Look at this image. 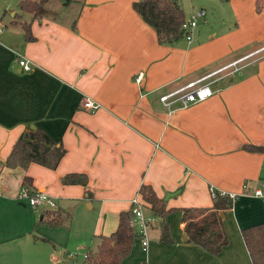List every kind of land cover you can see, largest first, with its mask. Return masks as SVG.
Listing matches in <instances>:
<instances>
[{"label":"crops","instance_id":"0c3cea01","mask_svg":"<svg viewBox=\"0 0 264 264\" xmlns=\"http://www.w3.org/2000/svg\"><path fill=\"white\" fill-rule=\"evenodd\" d=\"M19 1L4 8L14 11L6 21L0 18V264L46 262L37 249L45 256L48 248L38 244L55 249L49 230L63 229L72 241L75 233L85 255L98 236L115 230L140 185L160 199L174 194L163 219L170 243L158 242L157 221L147 248L135 238L120 264H251L240 231L264 223V203L251 196L264 181V0L222 2L218 9L234 11L237 21L227 32L208 29L204 16L189 41L168 45L158 44L134 12L137 0H71L54 9L59 18L45 11L36 19L15 12ZM17 56L29 71L16 65ZM235 61L230 81L232 68L219 70ZM206 75L212 95L205 101L187 108L159 103ZM85 100L98 108L83 109ZM34 129L60 141L56 168H5L18 136ZM68 174L84 175L86 185L63 186ZM23 177L30 178L26 189L52 198L54 208L17 200ZM210 190L233 197L231 208L218 212L227 243L217 255L186 242L178 211L210 207ZM46 210L69 220L50 228L41 223ZM61 257L76 264L69 252Z\"/></svg>","mask_w":264,"mask_h":264},{"label":"trees","instance_id":"16d2710c","mask_svg":"<svg viewBox=\"0 0 264 264\" xmlns=\"http://www.w3.org/2000/svg\"><path fill=\"white\" fill-rule=\"evenodd\" d=\"M50 0H20L17 8L20 13L29 14L36 19L45 14L44 5ZM65 5L69 0H55ZM226 2L228 0H217ZM132 9L140 17L142 22L153 30L156 41L160 45H168L183 38L180 25L185 19L177 0H137L132 4ZM16 18V16H14ZM24 33V39L29 40L28 26L20 23ZM256 148L249 147L248 150ZM64 155L60 141H52L40 129L30 130L18 136L10 148L3 163L8 169L26 168L29 164H35L48 170H54ZM30 178L23 177V187L30 186ZM63 186L86 185L84 175L68 174L60 179ZM138 200L143 207L158 219V242L170 243L168 230L163 222L167 214L171 212L166 208V202L157 198L151 188L140 185ZM232 200L227 196L215 193L208 208H182L180 221L182 231L188 244L200 247L210 255H217L227 243L222 222L218 216L219 211L231 208ZM130 208L120 212L117 217L115 230L106 236H98V242L87 249L86 258L81 264H120L128 256L135 233L130 225ZM69 220V215L59 211L46 210L42 214L41 223L55 228ZM242 242L246 248L251 264H264V223L249 226L240 231Z\"/></svg>","mask_w":264,"mask_h":264},{"label":"built area","instance_id":"2783aa9c","mask_svg":"<svg viewBox=\"0 0 264 264\" xmlns=\"http://www.w3.org/2000/svg\"><path fill=\"white\" fill-rule=\"evenodd\" d=\"M205 12L202 9H197L189 13L180 25V29L183 34V38L189 41L192 31L203 20ZM14 62L23 71L30 70V64L27 60L20 56L15 57ZM238 61L232 62L221 70L232 68L229 73L228 79L231 81L234 78V72L237 70L236 65ZM212 75H206L201 79L181 86L175 90L161 95L158 98L159 103L166 108H169L175 102L180 104V107L187 108L190 105L205 101L212 95V91L207 84L203 82ZM140 80V75L135 78V81ZM81 107L89 112H93L98 108V105L90 100H85L81 103ZM218 194V193H217ZM225 196L223 194H218ZM210 196L213 198L215 192L210 190ZM251 196L259 199L264 203V181H261L258 186L251 192ZM232 199V196H227ZM17 200H25L30 207H47L49 209L54 208L55 204L52 198L41 192H29L26 187H21L16 195ZM143 206L138 200V196H134L130 201V225L135 233V238L138 239L142 251L148 246V232L158 221L156 217L143 215ZM86 258V254L83 255V259Z\"/></svg>","mask_w":264,"mask_h":264},{"label":"rangeland","instance_id":"374dc122","mask_svg":"<svg viewBox=\"0 0 264 264\" xmlns=\"http://www.w3.org/2000/svg\"><path fill=\"white\" fill-rule=\"evenodd\" d=\"M16 0H0V18L3 21H6L9 16H11V14L14 12H10L9 14H7V12H5V14H3L4 8H6V6L8 4H12L14 3ZM199 1L201 0H177L180 8H182V12H185L186 14H188L189 12H193L197 9L203 8L205 9V19L206 22L208 23L207 28L208 29H213L216 30L218 32L224 30V32H227L228 29L232 28L234 24H236V18L234 16V11H229L228 8H225L226 10H219V8H222V6L220 5H224L222 2L217 1V0H210V3H213V5H209V3H204V5H202V3L200 4ZM71 2V0L68 1L67 4L63 5L61 4V2L59 1H55V0H50L48 1L45 5V11L50 12L54 17L59 18L60 12H56L54 11V9L56 8H60L59 4H61L63 7H69V3ZM210 6V8H208ZM228 7V6H225ZM12 8L16 9L15 4L12 6ZM224 9V8H223ZM18 14L22 15L23 17H27L28 14H23L20 13L19 10L17 9ZM71 16V14H68V16H66L67 18H69ZM62 18V17H60ZM61 20H64L63 18ZM67 20V19H66ZM64 20V21H66ZM46 229V228H45ZM49 233H54V240L55 243H52V245H54V250L52 249L51 245L48 244H38V246H45L46 248H48V255L45 256L44 254V250L41 249H37V252L39 254V256L41 257V255H43V260H46V262H43V264H62V254L69 252L70 255H73V257H75V261L76 264H81L82 259L81 256L85 253V250L87 247L84 248H78L74 243L77 242V239L75 237V233H74V238L73 241L69 240V235L66 234V232L63 229H59V230H49ZM70 239H72V234L70 235ZM37 246V247H38ZM59 246H61L64 249H61ZM66 250V251H64ZM55 251L56 253L59 255V257L55 256ZM68 261V260H67ZM24 264H41L40 262H36L35 258H30V257H24ZM65 264V263H64ZM66 264H72L71 262H66Z\"/></svg>","mask_w":264,"mask_h":264},{"label":"water","instance_id":"95a60500","mask_svg":"<svg viewBox=\"0 0 264 264\" xmlns=\"http://www.w3.org/2000/svg\"><path fill=\"white\" fill-rule=\"evenodd\" d=\"M174 194H166L164 197H163V201L166 202L171 196H173Z\"/></svg>","mask_w":264,"mask_h":264}]
</instances>
